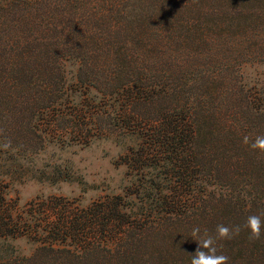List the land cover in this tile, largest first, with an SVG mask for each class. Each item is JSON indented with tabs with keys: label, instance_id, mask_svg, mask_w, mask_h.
Segmentation results:
<instances>
[{
	"label": "trees",
	"instance_id": "obj_1",
	"mask_svg": "<svg viewBox=\"0 0 264 264\" xmlns=\"http://www.w3.org/2000/svg\"><path fill=\"white\" fill-rule=\"evenodd\" d=\"M255 65L264 0H0V160L119 141L130 179L85 207L52 196L18 211L0 188V264H191L192 230L220 224L242 230L217 254L264 264V215L260 239L243 228L264 213V157L244 143L264 135Z\"/></svg>",
	"mask_w": 264,
	"mask_h": 264
},
{
	"label": "rangeland",
	"instance_id": "obj_2",
	"mask_svg": "<svg viewBox=\"0 0 264 264\" xmlns=\"http://www.w3.org/2000/svg\"><path fill=\"white\" fill-rule=\"evenodd\" d=\"M263 69L258 65L247 67V79L260 77ZM66 71L68 84L74 86L78 65L68 63ZM118 142L94 141L85 146L84 141L63 144L54 141L38 153L29 150L30 158H15L18 161L14 160L16 150H11L7 160H0V188L8 200L17 203L18 211L34 200L52 196L67 198L85 207L108 195L123 194L130 187V179L127 168L119 166L120 157L126 151ZM10 244L22 255H29L35 249L25 238Z\"/></svg>",
	"mask_w": 264,
	"mask_h": 264
},
{
	"label": "clouds",
	"instance_id": "obj_3",
	"mask_svg": "<svg viewBox=\"0 0 264 264\" xmlns=\"http://www.w3.org/2000/svg\"><path fill=\"white\" fill-rule=\"evenodd\" d=\"M244 143L250 144L251 149L260 157H264V135H258L254 141L250 142L249 137H244ZM260 215H250L247 217L244 229L249 230V239L258 240L261 237L262 219ZM242 228L239 225L226 226L217 225L215 235L205 234L200 236V228L192 230V239L197 243L194 254H191V264H228L229 258L224 254H217V242L222 240H231L235 235H239Z\"/></svg>",
	"mask_w": 264,
	"mask_h": 264
}]
</instances>
